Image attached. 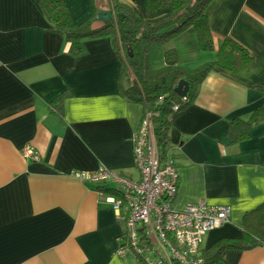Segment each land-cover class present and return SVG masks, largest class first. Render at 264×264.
<instances>
[{
	"label": "crops",
	"instance_id": "crops-1",
	"mask_svg": "<svg viewBox=\"0 0 264 264\" xmlns=\"http://www.w3.org/2000/svg\"><path fill=\"white\" fill-rule=\"evenodd\" d=\"M75 27L98 20L108 0H63ZM214 49L201 52L188 29L163 48L195 68L217 59L224 39L244 48L251 64L233 75L218 70L192 105L171 119L169 152L178 174L174 211L203 201L226 206L229 222L203 238L202 251L242 241L243 216L264 204V122L233 143L235 123L264 108V0H215L207 9ZM74 56L50 31L38 0H0V264H142L114 256L124 227L104 200L114 185L77 181L74 172L103 166L138 182L131 140L140 104L119 92L121 64L109 37L86 39ZM62 119L51 102L63 95ZM239 130V128H237ZM33 149L37 163L21 150ZM222 264H264V247L227 251Z\"/></svg>",
	"mask_w": 264,
	"mask_h": 264
},
{
	"label": "trees",
	"instance_id": "trees-1",
	"mask_svg": "<svg viewBox=\"0 0 264 264\" xmlns=\"http://www.w3.org/2000/svg\"><path fill=\"white\" fill-rule=\"evenodd\" d=\"M214 1L108 0L107 20H101L98 29L94 18L75 27L63 0H38V7L50 31L64 38L71 55L83 52L81 42L86 39L111 38L121 64L119 92L127 102L142 106L143 117L149 116L157 152L164 159L169 150L171 119L193 104L205 78L218 70L237 75L251 64L248 52L229 38L218 47L215 62L192 69L180 66L173 51L163 50L166 44L192 29L199 51H213L206 11ZM179 82L187 85L185 102L174 93ZM65 97L63 94L55 98L50 106L51 114L60 119ZM263 122L261 108L247 122L235 123L229 128V134L237 132L233 143L247 139L249 129ZM241 230L242 241L222 240L202 251V264H222L221 256L227 251L249 252L264 247V204L243 216Z\"/></svg>",
	"mask_w": 264,
	"mask_h": 264
},
{
	"label": "built area",
	"instance_id": "built-area-1",
	"mask_svg": "<svg viewBox=\"0 0 264 264\" xmlns=\"http://www.w3.org/2000/svg\"><path fill=\"white\" fill-rule=\"evenodd\" d=\"M181 100L185 102L186 96ZM176 110L172 108L173 112ZM131 143L138 182L103 166L90 173L72 174L81 183L114 185L117 197L104 200L124 227L123 234L116 239L114 256L119 260L133 258L142 264H202L203 238L228 224L229 208L199 201L181 211L172 210L178 187L177 170L169 150L164 159L158 154L148 115L142 118ZM21 156L32 163L39 161L30 147L23 148Z\"/></svg>",
	"mask_w": 264,
	"mask_h": 264
},
{
	"label": "water",
	"instance_id": "water-1",
	"mask_svg": "<svg viewBox=\"0 0 264 264\" xmlns=\"http://www.w3.org/2000/svg\"><path fill=\"white\" fill-rule=\"evenodd\" d=\"M100 20L102 21H106L107 17L105 13H102L99 15L98 17ZM174 93L179 97V98H184L186 96L187 93V85L184 82H179L176 86V88L174 89Z\"/></svg>",
	"mask_w": 264,
	"mask_h": 264
},
{
	"label": "rangeland",
	"instance_id": "rangeland-1",
	"mask_svg": "<svg viewBox=\"0 0 264 264\" xmlns=\"http://www.w3.org/2000/svg\"><path fill=\"white\" fill-rule=\"evenodd\" d=\"M108 8H109V3L107 2V10H108ZM106 10V11H107ZM106 13V12H105ZM101 26H99V27H97V28H100ZM154 66H152L151 68H153Z\"/></svg>",
	"mask_w": 264,
	"mask_h": 264
}]
</instances>
